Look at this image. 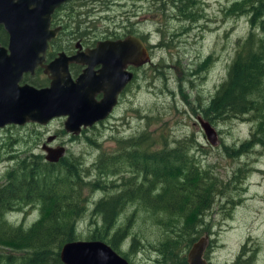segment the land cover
<instances>
[{
	"label": "rangeland",
	"instance_id": "rangeland-1",
	"mask_svg": "<svg viewBox=\"0 0 264 264\" xmlns=\"http://www.w3.org/2000/svg\"><path fill=\"white\" fill-rule=\"evenodd\" d=\"M234 1H193L195 10H191L198 14L193 22L177 15L182 2L179 0H115L108 10H96L90 18L95 17L104 32H120L128 24L144 34L152 45V62L138 70L122 103L110 115L85 127L78 135L69 134L63 117H55L46 124L28 122L1 128L0 140L4 144L0 142V185L6 179L3 175L22 162H49L44 143L63 145L62 157L77 165L87 183L83 195L88 211L78 219V239H91L93 230L101 231L102 227V215L92 212V207L105 193L89 189V182L98 178L100 159L117 154L120 139L141 133H146L151 149L173 147L183 141L189 154H194L198 164L217 176L219 182L220 192L211 208L203 216L188 217L191 222L201 221L196 238L205 231L210 233L213 241L208 253L214 264H232L235 260L239 264H264V143L255 142L239 155L231 152L241 142L253 140L258 119L254 112L215 118L205 113L238 47L252 29L247 13L235 14L233 9H227ZM126 10L129 22L123 15ZM187 23L192 29L181 32L187 29ZM207 55L211 56L209 62ZM199 64H203L201 70L197 69ZM197 116L216 128V144L206 138ZM50 136L53 138L48 141ZM132 168L124 170L125 176L133 174ZM108 188L117 190L113 185ZM36 202L9 212L8 221L30 226L41 215ZM131 212L134 218L130 232L115 249L131 264H180L188 249L186 242H181L174 253L170 249L159 250L164 232L147 210L128 203L118 224L126 222ZM113 232L111 229L110 233ZM134 236L138 242L130 250ZM0 251L17 250L0 247Z\"/></svg>",
	"mask_w": 264,
	"mask_h": 264
},
{
	"label": "trees",
	"instance_id": "trees-1",
	"mask_svg": "<svg viewBox=\"0 0 264 264\" xmlns=\"http://www.w3.org/2000/svg\"><path fill=\"white\" fill-rule=\"evenodd\" d=\"M227 9H233L235 14L247 13L252 29L238 47L205 113L215 118L254 112L258 122L253 140L247 139L231 150L239 155L255 142L264 143V0H235ZM202 68L201 64L197 69ZM147 138L146 133H141L120 139L117 154L100 159L98 178L89 182V189L105 193L92 207V212L102 215V227L89 237L106 239L119 249L130 232L133 212L126 216V222L118 224V219L128 203H135L163 229L164 239L157 248L174 253L183 241L189 248L200 232L197 226L201 221L191 222L188 217L203 216L211 208L220 192L219 182L217 176L198 164L194 154H189L183 141L173 147L151 149ZM64 157L44 164L22 162L3 175L6 179L0 185V247L17 251H0V264H65L59 256L60 246L78 239L77 222L88 206L83 195L87 184L84 174ZM131 167L134 175L125 176L124 170ZM110 185L117 190L109 189ZM35 202L40 205L41 215L30 226L8 221L9 212ZM132 239L130 250L138 242L137 236ZM18 251L23 252L17 254ZM185 262L183 257L182 264Z\"/></svg>",
	"mask_w": 264,
	"mask_h": 264
},
{
	"label": "water",
	"instance_id": "water-1",
	"mask_svg": "<svg viewBox=\"0 0 264 264\" xmlns=\"http://www.w3.org/2000/svg\"><path fill=\"white\" fill-rule=\"evenodd\" d=\"M62 1L0 0V20L11 36L10 52L0 58V126L27 121L44 124L55 116L64 115V128L78 134L82 127L110 113L118 92L132 76V72L124 69L126 63L139 65L149 59L143 42L129 35L116 41H102L100 47L93 48L91 55L85 58L81 52L69 56L60 54L46 65L45 71L51 77L48 86L37 88L27 83L19 84L23 70H33L41 63L45 37L55 35V30L48 25L51 12ZM72 60L87 64L85 73L76 80L71 79L68 71V62ZM96 63H101L104 69L111 67V72L102 74L100 70V74L86 76ZM96 91L103 92L101 100H95ZM197 118L206 138L216 144V128L210 121ZM52 138L48 137V141ZM44 149L49 161L59 160L65 152L63 145L45 144ZM208 238L205 233L193 241L187 252L188 264H209L203 256ZM59 256L65 264H131L108 242L98 238L65 241L60 246Z\"/></svg>",
	"mask_w": 264,
	"mask_h": 264
},
{
	"label": "flooded vegetation",
	"instance_id": "flooded-vegetation-1",
	"mask_svg": "<svg viewBox=\"0 0 264 264\" xmlns=\"http://www.w3.org/2000/svg\"><path fill=\"white\" fill-rule=\"evenodd\" d=\"M114 1L115 0H63L59 5H57L54 8V10L51 12V16L48 22L49 29L55 30V35H51V37H45L46 47L44 51L40 52V55L43 57L41 60V63H38L33 70L31 69L23 70L21 79L19 80V84L27 83L37 88L48 86L51 81V77L49 75V72L45 71L46 65L54 61L57 57L60 56V54L63 53L64 55L69 56V55L76 54L77 52H81L83 53V58H85L91 55L90 51L93 48L100 47L102 41H105V40H111V41L115 40L116 41L117 39H124L125 37L129 35H133L139 38L143 42L149 59L139 65H136L132 62L126 63L124 69L132 72V76L130 80H128L118 92L116 103L113 105L112 110L108 114L110 115L112 111L118 105H120V103H122V98L126 96V93H127L126 91L130 87V85H132V83L134 82L137 76L138 70L143 68L147 64L151 63L153 59L152 45L147 40V37L144 34L139 33L133 28H129L128 24L125 25V27H123L120 32L115 31L111 33L108 30L104 32L103 30L105 29L101 30L99 28L98 20H96L95 17L90 18L91 16H95L93 15L94 12L96 10L97 11L100 10V7H103V10H108L111 7L112 2ZM180 1L182 2L178 5L179 9L177 10L178 11L177 15L180 17H183L184 19L190 20L191 22L196 20V18L198 17V14L197 12H192V10H195L192 8L193 7L192 5L194 3L193 1L195 0H179V2ZM196 11H199V10H196ZM123 15H125V17L127 18L129 22L130 16H129L128 10H126L123 13ZM192 15H195L196 18L195 19L192 18ZM106 17L108 16L106 15ZM190 23H187L186 24L187 29L185 28L181 32H190V30L192 29V27L190 26ZM198 26L199 28L200 27L204 28V25L203 26L198 25ZM189 27L191 28L188 30ZM10 37L11 36H10L8 29L5 27L4 23L0 20V58H3L5 54L10 52L9 50ZM105 50H108V49L105 47ZM210 59H211V56L207 55L206 62H209ZM85 68H87V64L84 63L83 61L72 60L68 62V71H69V75L72 80H76L79 77V75H81L82 73L84 74ZM100 70L102 71V74H104V72L108 74V72H111L112 68L109 67V68L104 69L101 63H96L95 65L92 66V70H90L91 72L86 73L85 75L86 76H89L91 74L97 75V74H100L101 72ZM94 97H95V100L97 101L101 100L103 97V92L96 91ZM55 117H63L64 120L66 118V116L64 115L55 116ZM53 118H51L50 120H52ZM103 119H100L94 122L92 125L86 126V128L93 126L98 122H101ZM28 122L36 123V121H27L25 123H28ZM11 124L23 125V124H18V123H7L3 126H0V129L7 125H11ZM84 128L85 127H82L81 131ZM69 134L78 135V134H73L71 132H69ZM0 142L1 144H4V141L0 140ZM45 144H47L48 146L49 145L54 146V145H51V141L46 142L43 145ZM205 233L208 234L209 238H208V244L204 250L203 256L206 258L209 264H214L213 260L211 259L210 254L208 253L213 240L210 237V233L208 231H205ZM198 238H196V240ZM187 252H188V249L186 251V256H185L186 263L185 264H188ZM238 262L239 260H235L234 262H232V264H239ZM180 264H182V262H180Z\"/></svg>",
	"mask_w": 264,
	"mask_h": 264
}]
</instances>
